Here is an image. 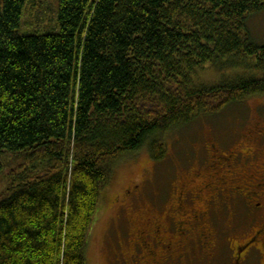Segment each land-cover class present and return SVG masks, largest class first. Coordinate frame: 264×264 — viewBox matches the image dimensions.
I'll use <instances>...</instances> for the list:
<instances>
[{"label":"trees","instance_id":"16d2710c","mask_svg":"<svg viewBox=\"0 0 264 264\" xmlns=\"http://www.w3.org/2000/svg\"><path fill=\"white\" fill-rule=\"evenodd\" d=\"M264 0H0V264H87L120 159L264 96ZM211 72L217 80L206 82Z\"/></svg>","mask_w":264,"mask_h":264},{"label":"flooded vegetation","instance_id":"af4514ba","mask_svg":"<svg viewBox=\"0 0 264 264\" xmlns=\"http://www.w3.org/2000/svg\"><path fill=\"white\" fill-rule=\"evenodd\" d=\"M262 146L264 126L256 122L231 148L220 150L205 141L199 153L193 154L198 161L194 167L188 166V160L175 180L169 173V191L153 195L155 212L143 217L137 228L135 264H179L186 257L184 250L191 237H196L201 249L210 254L216 248L217 232L211 214L217 207L221 212L232 208L229 225L238 233L226 241L227 264H264ZM137 192L133 187L124 192V197L134 204ZM220 241L223 243L222 238Z\"/></svg>","mask_w":264,"mask_h":264},{"label":"rangeland","instance_id":"374dc122","mask_svg":"<svg viewBox=\"0 0 264 264\" xmlns=\"http://www.w3.org/2000/svg\"><path fill=\"white\" fill-rule=\"evenodd\" d=\"M247 30L256 45H264V11L249 17ZM217 78L218 75L211 72L202 74L206 82H213ZM256 122L264 126V96L250 97L217 116L200 117L186 127L168 132L163 139L166 154L161 161H155L146 146L120 159L109 185L100 196L98 213L87 242L86 263L135 264V245L139 243L137 228L142 224L143 217L155 212L153 195L167 194L169 191V173L173 174L172 180H175L185 170L183 164L188 165V160H191L188 166L194 167V162L198 161L197 156L193 159V154L195 151L199 153L205 141L215 144L220 150L231 148ZM261 150L264 158V146ZM5 184L0 182V192ZM133 187H137L138 191L134 204L130 198L124 197V192ZM215 209L211 218L215 220L216 248L208 254L201 249L197 238L191 237L184 250L186 257L179 264H227L229 250L226 241L238 235L229 225L233 210L221 212L218 207Z\"/></svg>","mask_w":264,"mask_h":264}]
</instances>
